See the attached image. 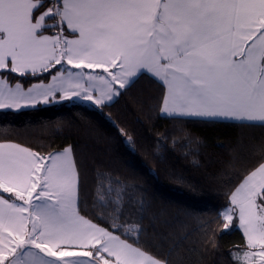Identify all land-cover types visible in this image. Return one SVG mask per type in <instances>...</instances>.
Listing matches in <instances>:
<instances>
[{
  "label": "snow or ice",
  "instance_id": "snow-or-ice-1",
  "mask_svg": "<svg viewBox=\"0 0 264 264\" xmlns=\"http://www.w3.org/2000/svg\"><path fill=\"white\" fill-rule=\"evenodd\" d=\"M142 75L162 85L161 116L264 124V0H0V110L79 99L103 115ZM258 150L219 213L245 241L232 264H264V141ZM82 190L72 145L0 142V264H168L125 215L126 181L97 173L92 214Z\"/></svg>",
  "mask_w": 264,
  "mask_h": 264
},
{
  "label": "trees",
  "instance_id": "trees-1",
  "mask_svg": "<svg viewBox=\"0 0 264 264\" xmlns=\"http://www.w3.org/2000/svg\"><path fill=\"white\" fill-rule=\"evenodd\" d=\"M161 95V83L142 75L103 115L75 100L0 110V141L44 153L72 145L83 181L81 206L89 214L96 211L97 173H109L129 185L125 215L142 226L140 241L150 252L168 264H232V251L245 241L236 225L223 230L219 213L238 177L260 158L264 124L167 118L159 114ZM173 134L184 136L175 146ZM162 135L169 138L164 146L157 144Z\"/></svg>",
  "mask_w": 264,
  "mask_h": 264
},
{
  "label": "crops",
  "instance_id": "crops-1",
  "mask_svg": "<svg viewBox=\"0 0 264 264\" xmlns=\"http://www.w3.org/2000/svg\"><path fill=\"white\" fill-rule=\"evenodd\" d=\"M75 71V70H74ZM99 71V70H98ZM46 82H48V80L46 81ZM16 82H14L13 84H15ZM33 83H37L36 81H34V82H31V83H28L27 85H24L23 84V86H24V88L25 89H27L29 86H31ZM29 85V86H28ZM73 100H75V101H81V100H77V99H73ZM28 108H31V107H28ZM23 109H25V108H23ZM232 122H235V121H232ZM243 122H247V121H243ZM247 123H260V122H247ZM0 142H6V141H0ZM7 142H10V141H7ZM242 231V230H241Z\"/></svg>",
  "mask_w": 264,
  "mask_h": 264
},
{
  "label": "rangeland",
  "instance_id": "rangeland-1",
  "mask_svg": "<svg viewBox=\"0 0 264 264\" xmlns=\"http://www.w3.org/2000/svg\"><path fill=\"white\" fill-rule=\"evenodd\" d=\"M50 79V78H49ZM48 79V80H49ZM37 83L39 82V81H36ZM45 83H47L46 81H44ZM29 86V85H28ZM78 100V99H77ZM81 102H83V101H81ZM84 103H86V102H84ZM86 104H90V103H86ZM228 207V206H227ZM227 207H225L221 212H223ZM223 217V216H222ZM224 219V218H223ZM224 223H225V220H224ZM235 225L240 229V227H239V221L237 220L236 221V223H235ZM241 230V229H240ZM235 254V251H232V253H231V256L232 255H234Z\"/></svg>",
  "mask_w": 264,
  "mask_h": 264
}]
</instances>
